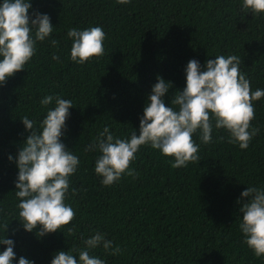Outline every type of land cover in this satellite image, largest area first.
Segmentation results:
<instances>
[{"label": "trees", "instance_id": "trees-1", "mask_svg": "<svg viewBox=\"0 0 264 264\" xmlns=\"http://www.w3.org/2000/svg\"><path fill=\"white\" fill-rule=\"evenodd\" d=\"M31 2L29 12L50 16L51 38L58 43L38 41L25 69L0 86V235L9 223L6 235L14 240L16 258L50 264L57 250L83 247L81 234L100 231L121 249L116 255L102 247L91 251L106 264H264V256L256 257L244 242L237 203L247 185L264 186V97L254 101L250 123L259 132L247 149L230 143L224 128L214 129L207 144L197 132L192 138L200 144L199 160L173 168V157L142 145L129 164L134 174H122L109 186L94 172L99 153L84 151L106 125L116 136L138 133L157 76L172 82L165 94L168 106L171 93L185 86L189 59L203 65L217 55H238L250 89H264V13L246 12L242 0ZM96 25L105 32L104 54L75 63L67 30ZM45 95L72 101L61 139L80 164L69 177L65 201L75 212L73 220L39 237V225L27 232L18 221L13 192L18 169L7 157L29 134L20 118L38 125L54 106V101L40 104Z\"/></svg>", "mask_w": 264, "mask_h": 264}, {"label": "clouds", "instance_id": "clouds-1", "mask_svg": "<svg viewBox=\"0 0 264 264\" xmlns=\"http://www.w3.org/2000/svg\"><path fill=\"white\" fill-rule=\"evenodd\" d=\"M117 2L127 4L131 0ZM31 8V0H0V86L25 69L36 53L38 41L49 39L53 46L58 43L51 38L54 25L50 16L35 9L29 12ZM241 8L264 13V0H242ZM66 35L71 39L70 58L75 63L83 64L104 54L105 32L101 26L72 27ZM52 59L60 58L53 53ZM241 63V57L235 54L217 55L203 65L195 58L189 59L184 67L185 86L171 93L168 106H165V94L173 85L158 75L139 117L138 133L134 129L127 137H120L106 125L85 145L84 151L99 153L94 172L101 177V184L109 186L119 181L122 174L133 175L129 164L142 145L173 157V168L199 160L200 144L192 138L197 132L201 142L207 144L213 139L214 129L224 128L230 143L247 149L259 132L250 122L255 115L254 101L264 97V89H250ZM53 101L54 106L47 109L38 125L28 116L20 118L29 134L17 153L7 157L18 169L13 190L18 200V221L27 232L39 225L36 231L39 237L68 225L75 216L72 206L65 201L69 177L77 171L80 160L61 139L73 105L70 99L60 95H45L40 104L47 106ZM237 203L241 205L238 228L244 242L256 257L264 256V186L247 185ZM8 225H3L4 235H0V245L5 246L0 250V264H34L25 256L16 258L14 240L6 235ZM73 227L68 228L69 233ZM81 239L83 247L57 250L50 264H106L104 259L91 255V251L98 247L110 250L113 255L121 251L100 231H93L87 237L81 234Z\"/></svg>", "mask_w": 264, "mask_h": 264}]
</instances>
